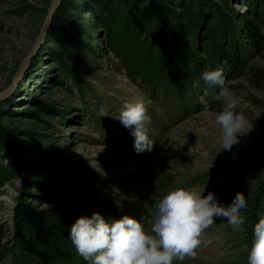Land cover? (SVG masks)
Masks as SVG:
<instances>
[{"label": "rangeland", "instance_id": "rangeland-1", "mask_svg": "<svg viewBox=\"0 0 264 264\" xmlns=\"http://www.w3.org/2000/svg\"><path fill=\"white\" fill-rule=\"evenodd\" d=\"M51 1L0 0V164L10 172V179L0 180V223L8 238L22 229L24 212L50 210L64 193L78 192L109 217L140 219L150 232L155 204L172 188L212 191L225 204L240 191L247 200L244 230L214 217L196 255L173 264H247L252 229L264 212V77L256 75L264 74V48L240 44L247 65L224 74L237 110L248 118L245 132L253 127L231 150H222L215 123L221 105L203 112L202 90L192 94L183 85L181 100L160 85L149 89L134 73V67L149 66L156 78L165 75L163 57L147 43L153 31L144 35L131 27L129 35L122 21L125 8L143 0H122L113 23L88 11L98 9L93 0H60L30 52ZM204 1L223 4L197 0L203 9ZM250 1L232 0L237 23L262 33L258 5ZM75 3L87 10L75 11ZM165 4L180 8L178 0ZM131 48L145 63L130 58ZM133 97L145 101L151 118L153 146L139 153L130 130L115 118Z\"/></svg>", "mask_w": 264, "mask_h": 264}, {"label": "trees", "instance_id": "trees-1", "mask_svg": "<svg viewBox=\"0 0 264 264\" xmlns=\"http://www.w3.org/2000/svg\"><path fill=\"white\" fill-rule=\"evenodd\" d=\"M173 1L176 0H143L139 5L125 8L122 14L129 35L131 27L133 30L144 29V35L150 31L155 33L153 35L151 32L148 37L152 43L150 40L147 43L163 57L165 75L156 78L149 66L133 69L149 89L160 85L182 100L183 85H186L192 94L200 95V91L205 93L208 87L202 79V70L222 67L225 74L243 69L247 65V55L240 44H251L258 52L264 48V0L250 1V5H258L254 11L262 33L253 32L252 25H238L232 0H220L222 5L204 1V9L198 6L197 0H178L179 9L165 4L174 5ZM93 2L99 5L98 9L90 6L87 7L88 11L97 13L109 23L119 19L122 0ZM84 9L83 4L75 3V11ZM137 51L131 48L127 53L130 58L145 63ZM256 75L264 77L260 72ZM178 87L180 89H176ZM210 90L209 96L212 94ZM217 105L220 103L211 101L210 110ZM8 170V166L0 164V180L10 179ZM96 211L105 217L111 216L108 210L96 208L78 192L72 195L64 193L54 199L50 210L32 209L24 212L23 227L12 238L6 234L7 225L0 223V261H4V264H90L77 253L68 239V232L78 216L91 215Z\"/></svg>", "mask_w": 264, "mask_h": 264}, {"label": "clouds", "instance_id": "clouds-1", "mask_svg": "<svg viewBox=\"0 0 264 264\" xmlns=\"http://www.w3.org/2000/svg\"><path fill=\"white\" fill-rule=\"evenodd\" d=\"M202 79L209 88L215 87L210 99L207 89L199 97L201 111H210V100L220 103L215 123L221 129L222 150H231L240 135L246 134L247 116L237 110L238 98L226 83L222 67L205 69ZM134 137L133 150L137 153L151 150L153 141L148 134L145 101L133 97L126 101L115 117ZM192 187H175L163 194L155 204L150 232L140 219L124 214L106 218L100 212L80 215L70 225L68 239L77 253L90 264H173V260L194 257L200 245L202 231L213 225L214 217L226 218L234 231L244 230L247 209L246 195L237 191L230 203L218 200L209 191ZM252 229V241L246 257L247 264H264V212L258 214ZM4 264V261H0Z\"/></svg>", "mask_w": 264, "mask_h": 264}, {"label": "water", "instance_id": "water-1", "mask_svg": "<svg viewBox=\"0 0 264 264\" xmlns=\"http://www.w3.org/2000/svg\"><path fill=\"white\" fill-rule=\"evenodd\" d=\"M60 0H52L51 4H50V8L48 10L47 16L45 21L43 22L42 26L40 27V30L34 40V43L32 45L31 51L32 52L34 50V48L39 44V42L43 39L44 34L46 32L47 26H48V21L51 19V17L54 14V11L57 7V5L59 4ZM2 96V94L0 93V97Z\"/></svg>", "mask_w": 264, "mask_h": 264}]
</instances>
